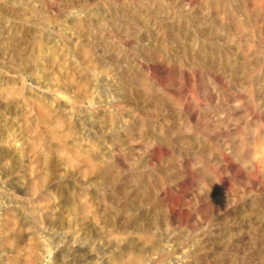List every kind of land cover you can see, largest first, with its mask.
<instances>
[{
  "label": "rangeland",
  "instance_id": "1",
  "mask_svg": "<svg viewBox=\"0 0 264 264\" xmlns=\"http://www.w3.org/2000/svg\"><path fill=\"white\" fill-rule=\"evenodd\" d=\"M0 264H264V0H0Z\"/></svg>",
  "mask_w": 264,
  "mask_h": 264
},
{
  "label": "bare ground",
  "instance_id": "2",
  "mask_svg": "<svg viewBox=\"0 0 264 264\" xmlns=\"http://www.w3.org/2000/svg\"><path fill=\"white\" fill-rule=\"evenodd\" d=\"M45 105V104H44ZM142 260V259H141Z\"/></svg>",
  "mask_w": 264,
  "mask_h": 264
}]
</instances>
